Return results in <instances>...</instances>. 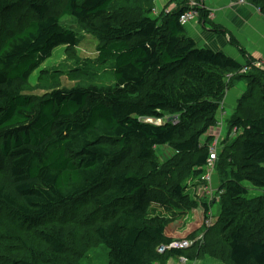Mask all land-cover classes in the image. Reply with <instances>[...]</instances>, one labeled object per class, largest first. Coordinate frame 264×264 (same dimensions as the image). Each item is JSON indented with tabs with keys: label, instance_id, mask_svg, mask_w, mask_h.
<instances>
[{
	"label": "trees",
	"instance_id": "1",
	"mask_svg": "<svg viewBox=\"0 0 264 264\" xmlns=\"http://www.w3.org/2000/svg\"><path fill=\"white\" fill-rule=\"evenodd\" d=\"M242 1L264 16V0ZM188 5L153 16L152 0H65L54 14L47 0H0V243L13 245L0 264H64L66 230L52 214L85 205L99 213L92 232L106 264H187L204 251L227 264H264V64L198 47L179 21ZM65 16L98 39L94 59L73 68L84 83L25 93L56 47L78 44ZM237 80L246 89L223 111L226 134L208 181L212 130ZM164 145L174 155L159 163ZM191 186L204 195L203 227L215 205L216 223L183 238L190 246L159 252L183 239L169 237L151 209L194 208Z\"/></svg>",
	"mask_w": 264,
	"mask_h": 264
},
{
	"label": "rangeland",
	"instance_id": "2",
	"mask_svg": "<svg viewBox=\"0 0 264 264\" xmlns=\"http://www.w3.org/2000/svg\"><path fill=\"white\" fill-rule=\"evenodd\" d=\"M64 1L65 0H47V3L50 5V10L54 14H60ZM116 7L114 6L111 11H113ZM152 15L154 16V14ZM61 21L63 26L71 28L76 33L78 37V44L73 48H67L66 46L56 47L53 50L51 57H49L31 73L29 77V86L31 90L28 89L25 93H32L34 95L41 96L46 91L55 87H71L73 85L84 83L83 73H80L81 70L73 68L77 65L80 66V63H78L79 59H94L98 39L89 31L84 29L82 26L83 24L72 16L62 17ZM258 64L259 63L256 62V66L260 67ZM43 70H48L49 72L46 73L43 72ZM246 72V70H243L240 73L243 74ZM233 77V75H230L229 78ZM238 81L244 80H237L236 83ZM212 133L215 134L216 137H219L216 127L212 130ZM155 155L156 160L159 163H165L173 158L174 151L171 145H164L156 148ZM196 187L197 186H191L187 189L189 195L198 203H196L194 208L189 209L179 216H175L176 208H174L171 204L166 207L155 206L156 208L151 209L153 211L152 213L159 214L166 219V233L169 237H172V239H183L198 236L199 234H202L201 232L204 228H206V230L207 228H213L211 225L213 226L216 223V215L218 214L217 205L210 208L209 215L211 220L208 222L207 227H203L205 216L203 208L201 207V198L204 195ZM215 188L218 189L217 183ZM250 191L252 194L263 193L262 190L254 188ZM62 210L67 211L62 212ZM98 214L99 213L93 210L92 207L87 209V205L83 208H77L74 212H72L71 206H68L65 209L56 210L52 214L53 217L51 218L54 224L63 223L66 230L67 246L64 253L61 255V261L64 264L76 263L77 261L81 264H106L103 247L94 237L92 232V227L98 221ZM57 216H60V219ZM12 246L13 245L9 242H1L0 251L4 247L8 249V247ZM192 251L195 253L197 252V249H192ZM8 253H10V251H8ZM200 255L201 257L199 258L196 256L195 260L192 262L193 264H227L219 261L218 259L214 262L213 259L216 258L210 256L208 252L204 251Z\"/></svg>",
	"mask_w": 264,
	"mask_h": 264
},
{
	"label": "crops",
	"instance_id": "3",
	"mask_svg": "<svg viewBox=\"0 0 264 264\" xmlns=\"http://www.w3.org/2000/svg\"><path fill=\"white\" fill-rule=\"evenodd\" d=\"M152 1L153 7L160 11L177 7L179 0ZM200 1L203 10L207 11L206 20L199 19L197 16L183 25L187 35L195 41L198 47L224 52L242 65L246 64L248 58H254L264 64V16L257 7L242 0ZM229 37L237 41V46L231 43ZM245 89L246 82L238 81L225 92L222 108L217 113L216 129L221 140L226 134L223 111H226V115L231 113ZM215 180H217L216 176ZM169 264H179V262H169Z\"/></svg>",
	"mask_w": 264,
	"mask_h": 264
},
{
	"label": "built area",
	"instance_id": "4",
	"mask_svg": "<svg viewBox=\"0 0 264 264\" xmlns=\"http://www.w3.org/2000/svg\"><path fill=\"white\" fill-rule=\"evenodd\" d=\"M189 5H188V10L185 11L179 18V21L181 24H186L188 21L196 18L198 16V8L202 7L201 2L198 0H189ZM169 9H165V11H168ZM162 11V10H161ZM161 11H158L156 7L152 8V13H154L155 15H158ZM261 66V64H258ZM225 114V112L223 113ZM237 130H233L232 131V135L236 134ZM221 138L220 137H216L214 139V141L210 144V148H209V159H208V172L205 175V179L209 181L210 179V174L211 171L213 169L214 166V161L217 158L219 149V143L221 142ZM213 188L207 187V193L211 194ZM215 190V189H214ZM191 245V241L183 239V240H175L172 241L169 245H161L158 250L159 252H163L166 248H186L188 246Z\"/></svg>",
	"mask_w": 264,
	"mask_h": 264
},
{
	"label": "bare ground",
	"instance_id": "5",
	"mask_svg": "<svg viewBox=\"0 0 264 264\" xmlns=\"http://www.w3.org/2000/svg\"><path fill=\"white\" fill-rule=\"evenodd\" d=\"M188 2H190L189 0H187ZM203 9V7H201ZM193 20V19H192ZM191 21V20H190ZM189 22V21H188Z\"/></svg>",
	"mask_w": 264,
	"mask_h": 264
}]
</instances>
